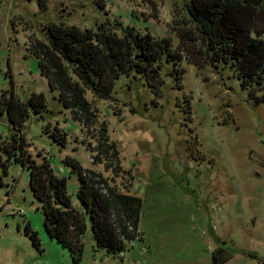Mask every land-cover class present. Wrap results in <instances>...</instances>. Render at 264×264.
<instances>
[{
    "label": "rangeland",
    "instance_id": "374dc122",
    "mask_svg": "<svg viewBox=\"0 0 264 264\" xmlns=\"http://www.w3.org/2000/svg\"><path fill=\"white\" fill-rule=\"evenodd\" d=\"M189 1L0 0V98L2 91L22 101L37 93L48 104L23 128L33 158L49 159L67 178L80 210L79 177L66 157L143 201L141 238L118 255L97 246L88 219L78 264H214L212 252L221 264H264V103L255 102L230 68L198 69L183 56V87L166 65L159 94L139 75L122 76L111 98L88 92L93 117L87 125L59 101L32 51L47 38L49 23L96 28L108 19L156 38L170 36L177 48L180 34L193 30L184 23ZM55 127L67 133L66 147L54 142ZM14 130L0 113L1 139ZM7 172L0 166V264H77L48 234L30 171L12 162Z\"/></svg>",
    "mask_w": 264,
    "mask_h": 264
},
{
    "label": "trees",
    "instance_id": "16d2710c",
    "mask_svg": "<svg viewBox=\"0 0 264 264\" xmlns=\"http://www.w3.org/2000/svg\"><path fill=\"white\" fill-rule=\"evenodd\" d=\"M186 10L189 19L184 23H190L193 30L180 34L177 48L170 36L156 38L134 26H125L118 19H108L96 28L49 23L45 26L47 38L35 42L32 51L50 88L58 92L59 101L73 111L76 121L87 125L93 117L88 92L108 99L118 79L139 75L159 94L166 65L173 66L170 74L182 88L183 56L198 69L208 64L230 68L255 102L264 103V0H190ZM189 41L193 47L188 45ZM47 109L43 94L34 93L22 101L15 93L2 91L0 113H7L16 130L8 139L0 137V166L8 173L9 165L18 162L30 171L31 188L41 202L47 232L51 239L70 250L75 263L83 259L82 237L88 219L97 246L108 255L122 253L127 242L141 238L138 226L142 198L115 190L102 174L86 170L77 159L66 157L64 164L80 181L77 197L82 210L74 206L67 178L54 172L49 159L38 162L28 150L30 144L23 132L25 122L32 113L41 115ZM55 129L61 131L59 127ZM55 131L54 142L66 147L67 133ZM111 147L116 156V143ZM32 236L37 242V232L33 231ZM217 255L212 252L214 264H221Z\"/></svg>",
    "mask_w": 264,
    "mask_h": 264
}]
</instances>
